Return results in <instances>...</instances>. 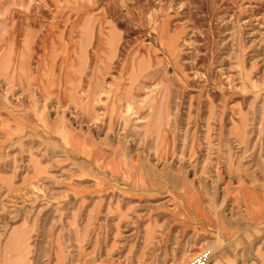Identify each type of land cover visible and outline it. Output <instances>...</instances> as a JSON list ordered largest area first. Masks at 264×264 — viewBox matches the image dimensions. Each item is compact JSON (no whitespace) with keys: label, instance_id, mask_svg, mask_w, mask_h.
Listing matches in <instances>:
<instances>
[{"label":"rangeland","instance_id":"1","mask_svg":"<svg viewBox=\"0 0 264 264\" xmlns=\"http://www.w3.org/2000/svg\"><path fill=\"white\" fill-rule=\"evenodd\" d=\"M199 251L264 264V0H0V264Z\"/></svg>","mask_w":264,"mask_h":264},{"label":"built area","instance_id":"2","mask_svg":"<svg viewBox=\"0 0 264 264\" xmlns=\"http://www.w3.org/2000/svg\"><path fill=\"white\" fill-rule=\"evenodd\" d=\"M210 253L208 251H199L196 256L191 258L186 264H209Z\"/></svg>","mask_w":264,"mask_h":264},{"label":"bare ground","instance_id":"3","mask_svg":"<svg viewBox=\"0 0 264 264\" xmlns=\"http://www.w3.org/2000/svg\"><path fill=\"white\" fill-rule=\"evenodd\" d=\"M91 15H92V14H91ZM93 21H94V20H93ZM90 29H91V28H90ZM79 39H80V38H79ZM83 55H84V54H83ZM13 236H15V234H14ZM13 236H11V237L13 238ZM11 237H10V238H11ZM12 238H11V239H12ZM17 238H18V237H17ZM13 240H15V237H14ZM13 240H12V241H13ZM17 240H18V243H19V239H17ZM13 242L15 243L16 241H13ZM24 242H25V241H24ZM11 243H12V242H11ZM18 243H17V244H18ZM20 243H21V242H20ZM18 245H19V244H18ZM25 247H26V246H25Z\"/></svg>","mask_w":264,"mask_h":264}]
</instances>
